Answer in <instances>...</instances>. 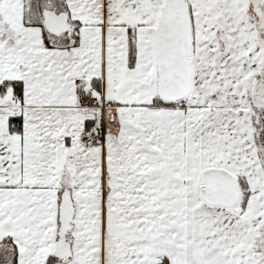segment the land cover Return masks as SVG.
Here are the masks:
<instances>
[{
    "label": "snow or ice",
    "instance_id": "6c2138e0",
    "mask_svg": "<svg viewBox=\"0 0 264 264\" xmlns=\"http://www.w3.org/2000/svg\"><path fill=\"white\" fill-rule=\"evenodd\" d=\"M0 264H264V0H0Z\"/></svg>",
    "mask_w": 264,
    "mask_h": 264
}]
</instances>
